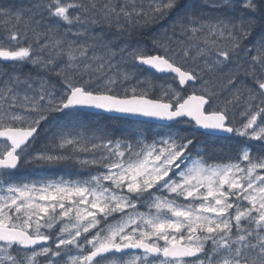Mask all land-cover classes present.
Segmentation results:
<instances>
[{
	"label": "snow or ice",
	"instance_id": "obj_1",
	"mask_svg": "<svg viewBox=\"0 0 264 264\" xmlns=\"http://www.w3.org/2000/svg\"><path fill=\"white\" fill-rule=\"evenodd\" d=\"M0 62V264H264V0H5Z\"/></svg>",
	"mask_w": 264,
	"mask_h": 264
},
{
	"label": "trees",
	"instance_id": "obj_2",
	"mask_svg": "<svg viewBox=\"0 0 264 264\" xmlns=\"http://www.w3.org/2000/svg\"><path fill=\"white\" fill-rule=\"evenodd\" d=\"M3 2H5V0H0V3H3ZM8 2L15 3L17 6H19L21 4H25L27 2V0H8ZM210 2H211V0H184V3L191 4L193 7H196V8H202L203 5H206ZM203 11L207 12L209 15L217 14L216 12H214L213 9H210V8H203ZM167 23H168L167 20L161 21L159 24H157L152 29V32H155V31H158L159 29H162L163 27H165L167 25ZM151 34H152L151 32L138 33V34L133 35L132 40L134 43H140L142 45H146V46L150 47L149 36ZM0 66H2L4 68H10L11 67L10 64L3 63V62H0ZM23 71L25 73H32L33 75L37 74V70L34 69L33 67L29 66V65H24ZM143 72H144V76L149 77L151 79H154L156 81H162V80L167 79V77L156 75L155 73L148 71V70H143ZM98 119L103 121V123L105 125H110L115 129H128V128H132V127H138V125H135L133 123L135 120L128 119V118H119L118 119L115 116L102 114L101 116L98 117ZM201 139H202V141L204 140L203 137ZM210 139H212V138H210ZM222 143L227 144V145H233L236 143V140H223ZM252 143H253L254 147H259L258 142H252ZM203 146H204V148L208 149L209 151L211 150V147H212V145L207 143V142H205ZM62 175H66L65 170L51 169V170H47V171L35 172L33 174L26 173L24 176V179H41V178L56 179L57 177L62 176Z\"/></svg>",
	"mask_w": 264,
	"mask_h": 264
},
{
	"label": "water",
	"instance_id": "obj_3",
	"mask_svg": "<svg viewBox=\"0 0 264 264\" xmlns=\"http://www.w3.org/2000/svg\"><path fill=\"white\" fill-rule=\"evenodd\" d=\"M109 115L116 116V114H109ZM127 118L136 119V118H134V117H127ZM221 135H224V134H221Z\"/></svg>",
	"mask_w": 264,
	"mask_h": 264
}]
</instances>
